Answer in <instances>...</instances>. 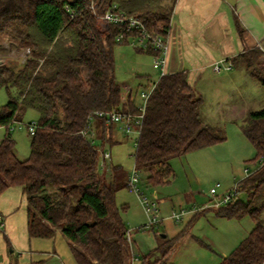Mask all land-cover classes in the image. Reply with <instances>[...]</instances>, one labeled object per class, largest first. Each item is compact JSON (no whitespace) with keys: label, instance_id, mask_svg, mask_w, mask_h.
Listing matches in <instances>:
<instances>
[{"label":"trees","instance_id":"16d2710c","mask_svg":"<svg viewBox=\"0 0 264 264\" xmlns=\"http://www.w3.org/2000/svg\"><path fill=\"white\" fill-rule=\"evenodd\" d=\"M174 2L96 0L94 15L88 0H0V36L27 51L20 68L0 65V88L8 95L7 103L0 106V127L6 129L0 141V196L9 187L20 188L27 207L28 237L49 239L60 231L76 264L133 262L123 208L115 201L127 180L120 182L119 166L98 174L100 151L92 133L95 129L104 143L113 144L109 125L98 114H138L139 110L129 95L121 101L115 77L114 47L127 42L116 41L118 25L104 26L99 17L116 5L138 18L147 31L167 35ZM67 4L72 17L65 10ZM234 24L241 36L237 19ZM146 52L157 54L152 49ZM262 56L264 51L252 48L228 61L264 88ZM202 105L203 98L189 84L186 71L159 77L146 101L133 155L135 169L146 173L149 184L169 181L172 158L225 141L220 127L203 121ZM27 110L37 112L38 119L30 155L19 160L9 127L20 122ZM244 122L240 129L254 148L253 161L264 159V108L249 111ZM239 185L241 191L246 189L245 200L239 198L213 213L226 219L248 215L254 226L219 264H262L264 169ZM185 232L171 239L158 237L157 247L141 255L140 264H170L173 245Z\"/></svg>","mask_w":264,"mask_h":264},{"label":"rangeland","instance_id":"374dc122","mask_svg":"<svg viewBox=\"0 0 264 264\" xmlns=\"http://www.w3.org/2000/svg\"><path fill=\"white\" fill-rule=\"evenodd\" d=\"M161 1L171 2V0ZM26 52L19 50L6 37L0 36V65L13 64L16 68H20L25 60ZM114 59L115 77L122 92L123 87L129 85L132 89L131 99L136 106H140L142 103L140 94L147 92L149 83L157 81L161 76L160 72L152 67L153 56L124 43L114 47ZM261 60H264V56ZM210 73L209 70L204 81L206 94L201 115L205 123L220 127L224 131L225 141L172 158L169 161L173 173L169 180L171 183L167 181L161 185H151L148 183L146 173L138 171L137 187L147 200H154L157 203V199L164 198L175 211L185 209L193 212L186 214L179 223L165 219L152 231L145 228L147 218L135 193L126 187L116 193V204L123 208L121 210L123 221L130 234L133 247L139 251L140 257L143 251L153 246L155 238L161 234L177 236L187 229V233L185 232L182 236V242L173 252L171 251L170 264H219L222 257L229 255L254 226V222L248 215L240 219L215 216L213 210L216 209L211 208L214 200L211 201L208 196L210 189L216 188V197H221L230 191L235 183L244 178L245 169L249 172L254 170V163L257 161H253L255 151L241 132L240 124L246 123L241 122V115H243L241 112L244 109L256 111L264 108V88L242 70L231 72L232 79L228 81V85L215 88L212 83L214 78L224 74L220 73L212 77ZM146 77L150 78V82L144 83ZM237 88L241 89L240 97L236 94ZM7 101L8 95L5 89L0 88V106L5 105ZM215 101H219V104ZM233 104L237 107L232 108ZM37 119V112L28 110L20 122L12 123L9 127L19 160H26L30 155L31 135L27 126L33 122L36 123ZM117 127L116 132L119 137L117 143L109 144L108 141L104 143L95 129L92 137L93 144L100 153L104 148L111 154V160L105 161V167L103 169L98 167V174L101 176L107 167L119 166L121 172L118 176L120 182H123L125 176H129L135 170L133 155L137 136L133 133L126 135L120 126ZM109 130L111 131V127ZM5 134L6 129L0 127V141ZM99 158L102 162L101 154ZM12 190H19V192ZM245 190H242L240 199L245 200ZM1 196L0 205L3 204L12 210L8 213L3 212V217L1 216L4 222L3 227L5 219L8 223L0 229V264H60L52 256L43 257L44 253L51 252H55L64 264H76L70 253L68 241L61 234L49 239L28 237L25 228L27 207L25 196L20 189H9ZM205 207L208 209L200 211ZM195 212L198 213L196 218L193 217ZM159 217L162 219L160 212ZM261 219L264 220V212L261 214ZM28 250L33 252L31 257L26 255V252H21ZM132 264H140L139 258L133 260Z\"/></svg>","mask_w":264,"mask_h":264},{"label":"crops","instance_id":"0c3cea01","mask_svg":"<svg viewBox=\"0 0 264 264\" xmlns=\"http://www.w3.org/2000/svg\"><path fill=\"white\" fill-rule=\"evenodd\" d=\"M235 19L238 20L243 29L241 36L237 34L234 24ZM167 37L169 50L167 54L165 73L170 74L180 71H186L189 84L198 93H200L204 100L206 94V85L204 81L206 80L205 77L208 76L207 74L209 73V70L211 71L210 75L212 74V77L215 75H220V73H216L213 71V64L220 60L231 59L244 50L259 48L264 51V0H175L170 17ZM237 70L245 71L243 68H232L229 71L221 72L224 75L218 78H214L212 82L215 85V88H220L221 85L226 86L225 84L228 85V81L232 79L231 72ZM245 73L247 74L246 71ZM147 81L150 82L149 77L145 78L144 83H148ZM125 87H129L132 93L131 87L129 85H125L123 87V92L121 90V101L126 97V93L124 92ZM236 91V94L238 96L242 94L241 89L237 88ZM131 93H129L130 97ZM217 103L219 104V101H217L216 104ZM247 104L249 105V103ZM236 107L237 106L235 104L232 105V108ZM249 111V109H244V111L241 112L243 113V115H241V122L245 121L246 115ZM110 125L112 126H108L109 128L111 127L109 137L110 141L114 144L117 143L119 138L116 131L118 129L117 126L120 125ZM241 125L242 123L240 124V126ZM110 167H108V169H110ZM127 177L128 176L126 175V180ZM169 182L171 183V181ZM9 189L20 188L9 187L5 191ZM188 190L192 189L188 188ZM12 191L19 192V190ZM192 192L197 193V191L194 190H192ZM156 201L158 203L159 212L162 216V221L160 223L162 224L165 219H171V213L176 211L173 209L172 205H169V202L166 199L160 198ZM207 209L208 208H204L200 211H204ZM11 210H9L3 204L0 205V216L3 217V212L8 213ZM187 211L193 212L192 210ZM6 223H8L7 219H5V226ZM25 228L27 233V215ZM57 234H61L60 231L56 230L54 236ZM173 236L161 234L159 237L171 239L173 238ZM128 238L133 257L136 259L140 258L139 251L133 247L134 245L132 244V241L130 239L129 232ZM177 240L179 241H177L173 245L172 252L177 247V245L182 242V237ZM158 241V237H156L153 242V246L143 251L142 255H145L148 252L154 250L157 247ZM12 244H14V242ZM21 252H26V255H28L29 257L33 255V252H31L30 250ZM172 252L169 255V260L172 256ZM43 255V257L52 256L53 258L58 260L60 264H64L62 259L55 252L44 253ZM6 259H8L7 255Z\"/></svg>","mask_w":264,"mask_h":264},{"label":"built area","instance_id":"2783aa9c","mask_svg":"<svg viewBox=\"0 0 264 264\" xmlns=\"http://www.w3.org/2000/svg\"><path fill=\"white\" fill-rule=\"evenodd\" d=\"M71 1L72 0H67L68 3H70ZM88 1H89V8L91 9L92 13L96 15L97 14L96 0H88ZM65 10L69 12L71 17L73 16L71 10L68 7V4L65 5ZM99 20L104 26H108L109 24L119 26V34L116 37L117 42L125 40L135 49H142L144 51L148 49H152L156 51L157 54L153 56L152 67L154 70L159 71L160 75L165 74V68L167 64V54L169 50L167 35L147 31L144 25L142 24V22L138 18L126 15L125 13L120 11L116 5H112L110 8H108L106 12L101 17H99ZM126 34L128 35L125 36ZM212 69L216 73H221L231 70L232 65L228 60H220L215 64H213ZM156 82L157 81L151 82L148 86V91L142 92L140 94L142 103L140 106H137L139 110L138 114H132L129 112H122V111H112V112L100 113L98 115L102 116L105 119L106 124H119L121 126V129L126 135L133 133L136 134V136H138L139 129L144 116L146 101L151 91L154 89ZM124 92H126V97H127L130 93L129 87H125ZM126 97L124 98L123 102L126 101L127 99ZM27 129L29 134L33 135L36 129V123L33 122L29 124L27 126ZM87 132L88 130L85 129L83 131V134L87 135ZM136 141H137V137L135 140V146H136ZM100 154L102 156V162L99 163V167L103 169L105 167V161L110 160V152L109 150L103 148ZM254 165L255 168L253 171L249 172L248 169L244 170V178L250 176L252 173L260 169H264V159H258L254 163ZM137 184H138V171L135 169L127 177L126 188L129 191L135 193L139 198V201L143 207L144 213L147 218V224L145 225V228L153 230L162 221V219H160L159 217V210L157 203L154 200L153 201L147 200L144 197L142 191L138 189ZM216 187H218V185H216ZM241 193L242 191L240 189L239 182L235 183L230 191H228L226 194L218 198L216 197V188H212L210 189L208 196L211 201L214 200V203L211 204V208L218 209L228 204H231L237 199H239ZM189 212L190 211L187 210H179L176 212H172L170 218L174 222L178 223ZM2 227H3V219L0 216V229ZM133 260H136V258L133 257ZM262 264H264V262H262Z\"/></svg>","mask_w":264,"mask_h":264}]
</instances>
